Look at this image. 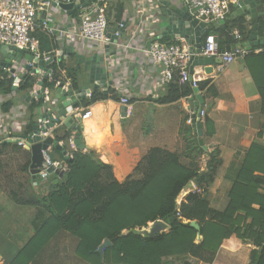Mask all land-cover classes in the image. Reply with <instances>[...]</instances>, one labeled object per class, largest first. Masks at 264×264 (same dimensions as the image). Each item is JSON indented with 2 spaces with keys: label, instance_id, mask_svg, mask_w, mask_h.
Here are the masks:
<instances>
[{
  "label": "crops",
  "instance_id": "1",
  "mask_svg": "<svg viewBox=\"0 0 264 264\" xmlns=\"http://www.w3.org/2000/svg\"><path fill=\"white\" fill-rule=\"evenodd\" d=\"M141 1L146 10L152 6L160 13L156 20L149 23V27L134 35L129 23L134 14L138 13ZM105 2L109 21L108 32L113 35L120 21L125 22V28L118 43H111L114 59L109 55L105 57L108 71L113 77V84L108 85V92L104 93L102 89L93 92L89 90L86 97L80 100V106L69 114L82 126V139L80 144H76V150L80 149L83 153L92 152L95 160L111 165L115 177L120 182L131 176L141 177L137 167L155 148L177 153L185 165L193 161L198 162L200 170H205L209 155H196L188 148L191 137L197 134L199 138L198 132L189 122L192 114L189 97H180L167 103L160 101L169 92L172 94L180 90L184 82L177 75L172 82L161 85L158 82L161 68L142 51L143 47L148 46L149 40L167 44L183 40L171 36L157 39L162 32L161 20L167 10L163 2L181 6V0H105ZM82 11V7L74 9L71 13L53 9L50 12V23L70 28L73 19L80 21ZM150 16L152 17V13ZM238 16L240 15L236 14L233 5L224 22L208 25V33L216 35L221 50L234 48L236 41L231 32L239 29L232 25ZM242 16L245 17L247 27V34H243V42L253 52L222 68L220 67L222 63H214L209 66L211 72L206 71V66L198 65L193 68V74L190 73L191 77L199 81L211 79L205 89L199 90L204 98L201 108L206 111L201 120L203 138L206 146L210 142L218 145L220 156L224 159L220 177L229 181L236 179L250 148L255 144L264 146V34L258 35L262 37L260 42L254 41L259 44L254 43L251 46L248 40L255 21L251 20L249 12ZM224 31H231V38H227ZM36 33L41 50L52 52L58 49L60 52L58 57L63 60L56 64L58 67L56 72L52 73V80L43 82L41 73L35 77L27 75L25 68H20L23 75H19L18 70H14V65L10 67L8 64H2L5 58L0 52V74L7 75L10 72L4 70L3 67L6 66L24 80L27 76L35 79L26 90L19 89L20 86H12L9 91L0 89V264L11 262L24 249L28 264H94L89 259L86 248L80 250L83 256L79 254L77 238L67 229L57 231L56 226L47 229L35 243L27 247L52 216L51 206L45 199L40 198L49 191L51 181L50 177L47 180H41L38 176L36 179L33 177L30 172L32 161L30 148L19 145L17 138L31 135L34 122L46 107L60 116L61 109L56 104L59 85L73 82L75 76L80 72L83 74L84 68L83 65H78V60L70 53V48H82L87 54H92L91 50H101L104 45L82 40L75 35L61 38L42 29H38ZM55 44L57 46L54 49ZM33 83L39 85L42 91L36 92ZM77 83L85 84L82 81ZM84 87L90 89V86ZM95 95L98 96L96 101L93 100ZM123 96L130 98L129 104L120 102ZM192 96H195L194 92ZM124 106H127L126 110L123 109ZM88 111H91V115L82 119V114ZM206 119L213 122L212 135L206 134ZM66 132H69L70 138L76 142V131L70 127L58 125L54 134L52 133L55 139L52 144L53 152L55 143L62 145L63 142L66 145V152L58 148L61 156L60 166L67 157V151L73 154L76 151L66 144V140H57ZM54 166L56 167L55 161ZM218 183L223 181L218 179L216 184ZM195 188L197 189L196 185ZM262 190L264 191V188ZM254 206L257 207V204ZM202 241L203 236L198 234L196 243ZM253 248L255 246L252 243L232 235L223 241L213 264H248ZM101 262L117 264L107 263L104 256ZM163 264L207 263L191 254H183L164 258Z\"/></svg>",
  "mask_w": 264,
  "mask_h": 264
},
{
  "label": "trees",
  "instance_id": "2",
  "mask_svg": "<svg viewBox=\"0 0 264 264\" xmlns=\"http://www.w3.org/2000/svg\"><path fill=\"white\" fill-rule=\"evenodd\" d=\"M259 7L264 10V0ZM232 25L247 34L244 16H238ZM227 32V38H231V31ZM259 34H264V18L259 22ZM57 67L49 69L55 73ZM34 80L25 77L19 89H28ZM210 80L199 81V90L205 89ZM12 81L1 74L0 89L11 90ZM189 84L184 82L180 90L169 92L160 101L192 96L194 88ZM93 98L96 101L98 96ZM206 125V134L212 135L213 122L206 119ZM69 139V132L57 138L67 143ZM188 148L196 155H209L205 170H200L198 162L185 165L177 153L155 148L137 167L141 177L131 176L124 182L115 177L111 165L95 160L92 152L76 150L59 169H50L49 191L40 198L51 206L52 216L28 245L56 226L57 231L67 229L76 237L79 254L83 256L80 250L86 248L94 264H102L103 256L107 263L163 264L164 258L183 254L213 264L223 241L236 235L255 246L248 264H264V146L255 144L250 148L233 181L220 177L224 159L216 143L210 142L204 148L196 134L189 139ZM218 179L223 183L217 185ZM189 181H194L197 189L179 198ZM156 219H163L170 228L150 239L134 233L133 229L148 227ZM194 220L199 230L191 225ZM198 234L203 236L201 243H196ZM105 239L110 244L101 255L97 249ZM25 251L4 264H28Z\"/></svg>",
  "mask_w": 264,
  "mask_h": 264
},
{
  "label": "built area",
  "instance_id": "3",
  "mask_svg": "<svg viewBox=\"0 0 264 264\" xmlns=\"http://www.w3.org/2000/svg\"><path fill=\"white\" fill-rule=\"evenodd\" d=\"M80 0H0V43L7 45L15 50H25L29 52L32 57H37L45 61L52 60L54 56H59L60 52L55 49L52 52H44L41 50V43L36 36L38 29L45 30L49 34L58 35L64 38L67 35H75L82 40L92 41L101 45L111 43L110 33L108 32V18L106 15L107 3L105 0L99 2H90L86 6L82 7L80 21L72 20L70 28L60 27L58 24L50 23V12L53 9H61L63 12L68 13L69 9L64 8L63 4L74 3ZM184 5L189 9L193 17L199 19L208 25L212 23H221L226 20V17L231 13L232 5L238 3L239 0H181ZM156 7H150L145 9L144 4H139L138 13L134 14L133 19L129 23L133 28L132 33H141V31L149 27V23L152 20L157 19L160 11L156 10ZM152 13V17L150 14ZM128 24V25H129ZM125 22L120 21L118 28L113 32L112 36H115V44L118 43V39L122 37L123 28ZM232 37L235 39L236 44L234 48L229 50H221L217 41V37L214 33H207L202 43V54L207 56L221 57V68L234 63L237 59H242L253 50L248 49L244 45V35L240 29H234L231 32ZM113 42V43H114ZM184 40H178L174 43H161L159 41H153L150 46L142 48L143 53L149 55L155 65L161 68L158 76V82L161 85H166L175 79L178 75L183 82H189L192 87H198L199 80L191 77L190 64L195 57L196 53L190 50V46L186 45ZM261 51V50H258ZM59 58V57H58ZM28 65L31 69H34V60L28 61ZM44 67L40 68V73L44 76L48 71ZM4 70L10 71L7 76L12 79V86L19 87L24 79L18 76L15 71L10 67H3ZM16 68H14L15 70ZM27 75L33 74V72L26 71ZM1 75V74H0ZM3 78V76H1ZM53 75L50 74L49 80H52ZM44 93V92H43ZM37 97V94L34 95ZM122 104H129L130 98L123 96L120 98ZM51 115L45 121V123L54 122L53 127L49 128L47 132H43V140L48 136H53L52 131L59 125V115L54 113L50 108ZM206 114L204 109H201V118L203 119ZM91 115V111L82 114L81 118L85 119ZM191 122V117L189 119ZM19 145L24 148H30L31 143L28 138H17ZM63 146L65 144L61 142ZM73 150L77 149V145L73 138H70L68 143ZM53 146L52 144L48 148L42 149L43 163L39 168L37 176L41 180H47L50 175V169L54 166V160L52 157ZM67 157H73L72 152L67 151Z\"/></svg>",
  "mask_w": 264,
  "mask_h": 264
},
{
  "label": "water",
  "instance_id": "4",
  "mask_svg": "<svg viewBox=\"0 0 264 264\" xmlns=\"http://www.w3.org/2000/svg\"><path fill=\"white\" fill-rule=\"evenodd\" d=\"M96 0H80L74 3L63 4L64 8H68L71 13L74 9L84 7L90 2H94ZM261 0H239L237 4H235L236 14L242 16L247 12L250 13L251 20L255 21L254 28L249 36L248 42H250L251 46L255 44H259L262 37L258 36V27L261 17L264 16V10L262 11L259 7V3ZM163 4L167 7L166 14L164 18L161 20V28L162 32L157 37V39H163L166 36H171L174 39H183L187 44L190 45V50L195 52L196 55L193 60V64L190 68V73L193 74V68L198 65L206 66V71L211 72V67L214 63H222L221 57L207 56L202 54V43L203 39L207 34L208 26L206 23L201 22L199 19L193 17L189 9L184 5L183 1H181V6L172 5L170 2H163ZM110 36L111 43L116 39L115 36ZM156 40V39H155ZM259 41L254 42V41ZM154 40H149L147 45L150 46ZM111 43L104 45V48L101 50H91L92 54H87L82 48H70V53L73 54L77 60L78 65H83V74L80 72L78 76H75L73 82L66 85L62 83L59 85L60 90L57 95L56 104L61 109V113L58 119L59 125H64L70 127L75 130V140L76 144H80L82 137V126L77 124L74 120L73 115H69L74 109L80 106V100L84 99L88 93V91H97L102 89L104 93L108 92V85L113 84L112 73L108 71V65H106V55H109L114 59V51H111ZM230 48H228L229 50ZM104 50V51H103ZM0 52L2 53L5 61L2 64H8V66H13L14 64H22L27 71H32V76H38L40 74V68L46 66V70L48 71L43 76V82L48 81L50 74L53 73L51 69H49L52 65H58V62H62L61 58L54 56L52 60L45 61L43 59H39L37 57H32L27 61H24V55H26L25 50H15L7 45H3L0 43ZM103 53V54H102ZM34 60V69L28 65V61ZM85 79L88 80V84L90 89L85 88V84L78 85L77 81H82L84 83ZM57 89V88H56ZM195 96H190V108L192 111L191 114V124L195 131L198 132L199 135V143L204 148H207L204 143L203 138V130H202V122H201V105L204 103L203 96L199 93V88H194ZM35 94V93H34ZM124 110L127 109V106L123 107ZM51 111L45 110L44 112H40L37 121L34 122L33 129L31 135H25L24 138H28L31 143L30 151L32 154V161L30 165V172L33 177L37 178V173L39 168L42 167L43 163V153L42 149L48 148L49 145L54 143V135L48 136L45 140H43V132H47L49 128L53 127L54 122L45 123V121L50 117ZM56 127L53 129L52 133L54 134ZM55 147L63 150V145L60 143H55ZM66 152V151H65ZM195 189L194 181H189L187 185L184 186L182 192L179 196H185L189 192ZM191 225L196 229H200V225L194 220L191 221ZM170 228L169 223L164 221L163 219H156L152 221L148 227L142 229H133L134 233L142 235L148 239L155 237L159 233H163ZM110 244L108 239H105L104 242L98 248V252L103 255L104 248Z\"/></svg>",
  "mask_w": 264,
  "mask_h": 264
},
{
  "label": "rangeland",
  "instance_id": "5",
  "mask_svg": "<svg viewBox=\"0 0 264 264\" xmlns=\"http://www.w3.org/2000/svg\"><path fill=\"white\" fill-rule=\"evenodd\" d=\"M30 58H31V54L29 52H27L26 55H24V58L23 59H24V61H27ZM14 66H15L16 70H18V74L19 75H21V74L23 75V73H21L22 70H20V68L21 69H24L23 62H22V64H19V65L14 64ZM85 82H86L85 85L89 86L87 79H85ZM33 87H34V90L36 92H38V93L40 91H42L41 90V87L39 85H37V84H34L33 83ZM52 157H53V159L55 161V165H56V167L54 166V169H59V167H60V161H61L60 151L59 150H54V152L52 153Z\"/></svg>",
  "mask_w": 264,
  "mask_h": 264
},
{
  "label": "clouds",
  "instance_id": "6",
  "mask_svg": "<svg viewBox=\"0 0 264 264\" xmlns=\"http://www.w3.org/2000/svg\"><path fill=\"white\" fill-rule=\"evenodd\" d=\"M202 119V118H201ZM196 189V188H195Z\"/></svg>",
  "mask_w": 264,
  "mask_h": 264
}]
</instances>
